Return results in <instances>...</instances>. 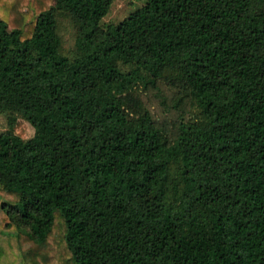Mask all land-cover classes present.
<instances>
[{"label": "trees", "instance_id": "trees-1", "mask_svg": "<svg viewBox=\"0 0 264 264\" xmlns=\"http://www.w3.org/2000/svg\"><path fill=\"white\" fill-rule=\"evenodd\" d=\"M4 1L1 226L62 224L72 264H264V0Z\"/></svg>", "mask_w": 264, "mask_h": 264}, {"label": "rangeland", "instance_id": "rangeland-1", "mask_svg": "<svg viewBox=\"0 0 264 264\" xmlns=\"http://www.w3.org/2000/svg\"><path fill=\"white\" fill-rule=\"evenodd\" d=\"M33 0H31L32 3ZM41 4H47V0H34ZM145 0H113L110 13L105 18L106 22L119 23L125 19L133 10L141 6ZM12 3L21 7L26 3V0H5L4 4ZM19 14V11H18ZM64 39L69 46H73V39L69 30L64 32ZM157 92H149L145 95L149 98L152 104L154 114L158 118H164L167 113L164 106L160 103V99L156 95ZM171 95L167 96V104H171ZM7 129L6 119L0 115V132ZM17 134L25 139L33 137L35 130L30 123L20 119L16 130ZM0 215V264H72L70 257L62 247L61 239L63 236L64 226L56 225V231L52 234V245L46 247H38L30 240L26 233L28 230H23L18 227L5 228L1 226ZM70 260V261H69Z\"/></svg>", "mask_w": 264, "mask_h": 264}]
</instances>
